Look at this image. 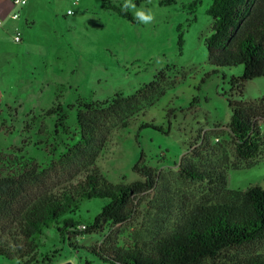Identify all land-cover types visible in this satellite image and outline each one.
<instances>
[{"label":"rangeland","instance_id":"rangeland-1","mask_svg":"<svg viewBox=\"0 0 264 264\" xmlns=\"http://www.w3.org/2000/svg\"><path fill=\"white\" fill-rule=\"evenodd\" d=\"M162 1L136 3L155 13V21L145 25L108 10L104 0H44V9L35 10L33 26L22 29L25 52L16 55L14 48L12 66L0 73V152L22 148L43 166L56 161L55 151L64 149L69 140L65 134H55V119L45 117L55 103L68 108L84 99L104 101L117 93L130 96L155 81L161 71L166 74L163 94L144 105L145 115L136 124L113 129L98 160L111 183L130 185L143 181L133 167L144 153L145 164L160 175L156 190L142 197L138 218L126 226L71 242L54 227L46 230L41 237L42 255L60 251L52 264H103L89 249L105 243L111 232L124 244L134 238L148 239L151 229L174 227L185 211L210 195L206 184L184 179L179 166L191 161L212 167L224 157L232 158L228 125L233 113L228 98L249 103L264 98V78L245 83L243 95L232 91L230 80L242 76L243 67L221 69L205 80L216 69L209 64L205 45L212 34L208 11L213 0H201L196 6H192L196 0H176L167 6ZM69 9L73 15H68ZM143 122L155 123L163 131L146 129L137 138ZM258 124L264 134V120ZM67 127L77 129L74 110L67 109ZM251 186L264 189V157L250 169L228 174L229 189ZM106 204L95 200L83 205L79 232L92 225ZM257 254H264V242L235 255ZM0 264L20 263L0 257Z\"/></svg>","mask_w":264,"mask_h":264},{"label":"trees","instance_id":"trees-1","mask_svg":"<svg viewBox=\"0 0 264 264\" xmlns=\"http://www.w3.org/2000/svg\"><path fill=\"white\" fill-rule=\"evenodd\" d=\"M175 3L163 0L161 5ZM104 7L138 23L131 12H122L112 1L104 0ZM208 15L213 27L205 45L209 64L216 69L205 80L218 75L221 69L243 67V75L230 80L232 91L243 95L245 83L264 78V0H213ZM166 79L161 71L155 81L130 96L117 93L104 101L84 99L68 108L55 103L45 117L55 119V134H65L69 140L60 152L55 149L57 160L49 166L27 156L22 148L0 152V257L20 264H52L60 251L42 255L41 237L46 230L54 227L71 242L82 235L126 226L138 218L140 200L158 186V171L145 164L142 153L133 170L143 181L113 184L102 173L98 160L113 129L124 130L136 124L145 115L144 105L163 94ZM228 103L233 113L228 125L233 157H224L212 167L191 161L179 166L184 179L206 184L210 195L185 211L174 227L149 230L148 239L134 238L121 244L110 231L105 243L89 249L100 262L264 264V254L235 255L264 242V189L228 188L230 171L250 169L264 157V134L258 124L264 120V98L249 103L230 97ZM67 109L76 111L75 131L67 127ZM146 129L163 131L155 123L143 122L137 138ZM95 200H106L107 204L81 233L82 217L78 214L85 203ZM70 246L79 248L72 243Z\"/></svg>","mask_w":264,"mask_h":264},{"label":"crops","instance_id":"crops-1","mask_svg":"<svg viewBox=\"0 0 264 264\" xmlns=\"http://www.w3.org/2000/svg\"><path fill=\"white\" fill-rule=\"evenodd\" d=\"M44 0H28L25 6H15L14 0H0V73L7 71L12 66L13 50L17 48V54L25 52L23 42L16 43L14 37L25 27L30 28L35 23V10L44 9ZM18 13L19 18L14 19V14Z\"/></svg>","mask_w":264,"mask_h":264},{"label":"clouds","instance_id":"clouds-1","mask_svg":"<svg viewBox=\"0 0 264 264\" xmlns=\"http://www.w3.org/2000/svg\"><path fill=\"white\" fill-rule=\"evenodd\" d=\"M150 2V0H149ZM122 12H132L136 22L141 24H151L155 21V13L151 8H146L143 5L137 6L134 0H124V3L120 6ZM68 14L72 15V10H68Z\"/></svg>","mask_w":264,"mask_h":264},{"label":"built area","instance_id":"built-area-1","mask_svg":"<svg viewBox=\"0 0 264 264\" xmlns=\"http://www.w3.org/2000/svg\"><path fill=\"white\" fill-rule=\"evenodd\" d=\"M27 1H28V0H14V5H15V6H18V7L25 6V5L27 4ZM75 1H76V3L79 2V0H75ZM72 13H73V11H72ZM73 14H74V13H73ZM73 14H72V15H73ZM68 15H69V14H68ZM13 18H14V19L19 18V14H18V13L14 14ZM14 41H15L16 43H21V42H22V33H21V32L18 31V32L16 33V35H15V37H14Z\"/></svg>","mask_w":264,"mask_h":264},{"label":"water","instance_id":"water-1","mask_svg":"<svg viewBox=\"0 0 264 264\" xmlns=\"http://www.w3.org/2000/svg\"><path fill=\"white\" fill-rule=\"evenodd\" d=\"M67 264H72V263H67Z\"/></svg>","mask_w":264,"mask_h":264}]
</instances>
